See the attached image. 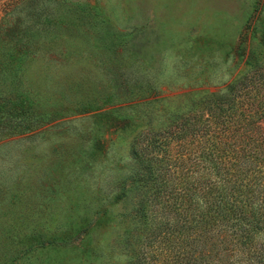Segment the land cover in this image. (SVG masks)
Returning a JSON list of instances; mask_svg holds the SVG:
<instances>
[{
    "label": "rangeland",
    "instance_id": "374dc122",
    "mask_svg": "<svg viewBox=\"0 0 264 264\" xmlns=\"http://www.w3.org/2000/svg\"><path fill=\"white\" fill-rule=\"evenodd\" d=\"M0 2V264H180L164 205L192 216L186 175L211 179L187 153L263 148L264 0ZM176 116L177 144L160 130ZM135 153L152 193L133 188Z\"/></svg>",
    "mask_w": 264,
    "mask_h": 264
},
{
    "label": "trees",
    "instance_id": "16d2710c",
    "mask_svg": "<svg viewBox=\"0 0 264 264\" xmlns=\"http://www.w3.org/2000/svg\"><path fill=\"white\" fill-rule=\"evenodd\" d=\"M13 3V8H17L18 4H15V1ZM0 5L5 7L7 3L0 2ZM13 8L10 11H13ZM9 13L4 12L2 16ZM12 19L16 21L14 23L17 29L16 39H20L22 17L15 16ZM2 50L3 47L0 48L1 52ZM5 68L3 61H0V84L5 79ZM236 87L235 83H230L229 91H234ZM215 96L219 101L227 98L226 94H221L220 91L215 92ZM188 124L186 118L176 116L160 130L166 132L167 139L177 144L182 141L181 133L184 134V128ZM262 139L264 141V134ZM191 152L195 157L193 167L197 169L200 164H204V167L200 168L206 170L211 179L208 180L206 176L200 174L194 178H191V173L186 175L188 181L183 187L185 194H182V197L189 202L196 201L202 205L197 208L196 213H192V216L177 211L178 207L171 204L164 205L166 216L170 215V219H176L175 221L179 219L180 241L189 243L179 255L181 258L179 263L198 264L206 261L207 264H264V144L262 150L259 149L255 154L245 157L232 150L236 162H229L230 155H227L226 160L207 161L205 152L203 149L199 150L198 146L196 151H189L187 154ZM208 153L211 156V151ZM216 154L222 155L220 148ZM134 156L137 159L133 165V188L137 190L145 185L151 193L154 192L158 186L153 176L152 164L149 162L147 165L144 164V159L138 158L136 153ZM177 158L179 162L183 160L182 155ZM248 163L259 168L253 178L249 175L250 165L246 166ZM139 194L137 200L133 202V224L136 225L146 217L142 196ZM169 230L172 231L173 227L171 226Z\"/></svg>",
    "mask_w": 264,
    "mask_h": 264
}]
</instances>
